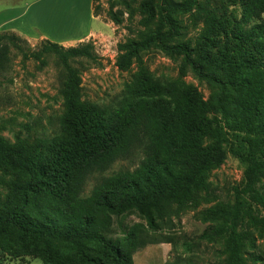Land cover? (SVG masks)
<instances>
[{"label":"trees","instance_id":"1","mask_svg":"<svg viewBox=\"0 0 264 264\" xmlns=\"http://www.w3.org/2000/svg\"><path fill=\"white\" fill-rule=\"evenodd\" d=\"M218 4L144 0L155 26L129 40L119 55L124 68L151 47L181 54L210 86L208 99L183 83L146 75L127 85L116 107L82 100L81 78L70 62L92 56V46L43 41L66 67L68 108L57 139L19 147L0 135V167L20 176L12 195L0 201V247L39 256L43 264H135L138 250L167 238L155 231L170 217L172 202L207 190L211 171L231 154L245 164L244 181L233 205L223 210L226 222L210 225L202 238L227 236L226 264H264L255 245L245 250L251 236L241 228L255 219L256 206L264 225V0H245L239 20ZM194 8L206 28L193 44L178 41L179 14ZM0 37L21 39L14 33ZM3 59L4 51L0 67ZM129 158L138 160L135 168L98 178L90 195H83L92 175ZM132 213L146 224L128 226L125 218ZM115 225L122 237L112 235Z\"/></svg>","mask_w":264,"mask_h":264},{"label":"rangeland","instance_id":"2","mask_svg":"<svg viewBox=\"0 0 264 264\" xmlns=\"http://www.w3.org/2000/svg\"><path fill=\"white\" fill-rule=\"evenodd\" d=\"M26 1L0 0V9ZM143 1L94 0L93 12L98 25L75 41L67 44L58 42L65 47L92 46V56L79 57L70 62L81 78L82 100L116 107L124 101L127 85L146 75L164 82L183 83L208 99L210 86L184 63L181 54L151 47L135 57L129 67L121 68L119 65L124 45L129 40L143 38L155 26L147 19ZM244 2L219 0L218 6L225 15L239 20L243 16ZM3 18L0 16V21ZM53 19L49 18V22L47 19L46 26L39 15H34L31 20L53 36L64 35ZM179 19L183 34L177 40L193 44L206 28V21L197 8L179 14ZM252 24L253 21L246 22L243 28L249 29ZM6 33L13 32L0 30V36ZM18 36L21 39L0 37V52H5L0 67V135L9 145L20 147L23 144L33 145L41 138H59L68 105L65 95L67 71L61 56L52 50H45L43 41L48 39L30 40ZM137 165L136 158L116 161L107 170L97 172L88 179L83 195H90L98 178L133 169ZM244 170L245 164L229 154L222 165L211 171L207 190H197L192 199L184 202L174 200L170 217L155 231L157 236L167 238L138 250L134 254V263L226 264L229 255L227 236L202 238V234L210 225L226 222L223 210L233 205L235 189L244 181ZM19 181L20 176L10 167H0V201H6L12 195ZM254 213L255 219L241 226L251 236L245 241V250L252 251L250 249L255 245L256 252H264L262 208L256 206ZM125 223L128 226L146 224L134 213L126 216ZM112 235L123 236L117 225ZM246 257L249 258L250 254L247 253ZM0 264H43V261L39 256L14 254L0 247Z\"/></svg>","mask_w":264,"mask_h":264},{"label":"crops","instance_id":"3","mask_svg":"<svg viewBox=\"0 0 264 264\" xmlns=\"http://www.w3.org/2000/svg\"><path fill=\"white\" fill-rule=\"evenodd\" d=\"M94 0H27L24 4L5 6L0 9V30L10 31L27 39L41 38L59 43H70L92 31L98 25L93 12ZM41 16L46 26L53 19L64 35L53 36L44 31L32 19Z\"/></svg>","mask_w":264,"mask_h":264}]
</instances>
